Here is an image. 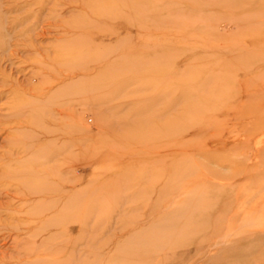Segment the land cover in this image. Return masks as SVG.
I'll list each match as a JSON object with an SVG mask.
<instances>
[{
	"label": "rangeland",
	"instance_id": "374dc122",
	"mask_svg": "<svg viewBox=\"0 0 264 264\" xmlns=\"http://www.w3.org/2000/svg\"><path fill=\"white\" fill-rule=\"evenodd\" d=\"M29 87L0 264H264V0H0V116Z\"/></svg>",
	"mask_w": 264,
	"mask_h": 264
},
{
	"label": "bare ground",
	"instance_id": "6f19581e",
	"mask_svg": "<svg viewBox=\"0 0 264 264\" xmlns=\"http://www.w3.org/2000/svg\"><path fill=\"white\" fill-rule=\"evenodd\" d=\"M27 90L31 93L26 92L29 96L24 102L25 104L13 103L11 107H8V113L0 116L1 131L8 134L15 132L21 135V137L16 136L7 141L8 150L2 155L5 163L0 166V222H2L1 215L5 207L14 209L15 213L20 212L16 215L11 212L12 210L3 213L9 218L18 219L21 222L15 226L11 225L10 222H2L3 226H13L11 230L15 229V238L21 232H27L31 222L40 223L42 220L35 118L33 115L34 104L33 99L29 98L33 97V90L30 87L25 91ZM12 91L15 92L14 89ZM63 109L58 110L57 113L63 114L65 112ZM49 135H52V132H49ZM51 137H55L54 139L57 140L61 137H67V134L62 129L57 135L53 133ZM31 202L36 205L30 206ZM6 240L8 239L6 238Z\"/></svg>",
	"mask_w": 264,
	"mask_h": 264
}]
</instances>
